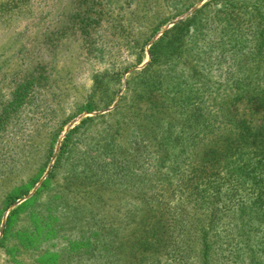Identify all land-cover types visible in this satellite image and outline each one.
Here are the masks:
<instances>
[{
	"label": "trees",
	"instance_id": "trees-1",
	"mask_svg": "<svg viewBox=\"0 0 264 264\" xmlns=\"http://www.w3.org/2000/svg\"><path fill=\"white\" fill-rule=\"evenodd\" d=\"M196 1L164 0L171 13L163 17L151 10L157 0H76L74 9L89 26L105 4L101 17L116 23L117 44L140 52ZM32 5L0 0V24ZM139 18L145 37L123 31ZM148 53L115 107L82 118L53 154L71 117L115 100L119 68L92 77L86 101L48 143L46 162L4 158L1 182L10 184L2 212L54 161L8 214L0 242L12 235L33 246L49 238L38 258L50 264H264V0H207L165 28ZM28 72L13 74L10 98L0 102V131L34 98L41 76ZM26 164L36 171L17 173ZM33 204L42 207L26 212L30 225L11 229L18 209Z\"/></svg>",
	"mask_w": 264,
	"mask_h": 264
},
{
	"label": "rangeland",
	"instance_id": "rangeland-1",
	"mask_svg": "<svg viewBox=\"0 0 264 264\" xmlns=\"http://www.w3.org/2000/svg\"><path fill=\"white\" fill-rule=\"evenodd\" d=\"M32 1L33 5L24 15L17 18L13 15L10 20L0 24V102H6L10 98L15 75L21 76L27 71H33L34 75L41 76L39 84L32 92L34 98L23 105L11 118L6 130L0 131V168H2L0 170V237L3 235L6 217L10 211L19 207L40 185L41 181L48 177L49 169L54 161V156H52L30 192L16 199L2 212L1 194L10 184L9 181L7 184L1 182L5 175L3 172L7 169L4 168V158L18 157L19 161H27V157L40 158L41 163L46 162L48 143L53 139L60 123L76 111V103L86 101L92 88V77L97 76L102 69L115 70L113 67H118L119 82H112L113 88L117 91L115 100L103 109L91 112L82 111L71 117L56 137L53 154L58 151L66 131L77 125L82 118L112 110L126 90L128 77L148 62L150 43L165 28L170 27L172 21L185 18L207 0H197L187 11L167 22L145 45L144 51L140 52H133L132 49L128 50L125 46L117 44L111 29L116 27V23L107 22V19H111L110 16L101 17L106 7L105 4H102V12L99 16H96L95 10L92 14V17L98 20L88 22L89 26H86L81 24L79 14L75 16L76 0ZM98 1L100 3V0H96L97 3ZM166 6L164 0H157L156 3L152 2L151 10L155 15L163 17L171 13ZM81 7L80 12L85 6L81 5ZM100 19L103 20L97 24L96 22ZM139 20L135 23L125 22L127 28L123 31L125 33L131 31L133 37H137V32L138 36L145 37L148 33L145 29V20L144 18H139ZM61 30H65L64 36H59L58 33ZM128 39L131 37L126 40ZM138 57H142L140 63H136ZM43 76L47 78L44 79ZM26 167L27 170L24 166L22 172L18 167L17 173L36 171L27 164ZM33 207L40 209L42 205L36 207L33 204L28 205L27 209H18L16 218L10 225L11 229L16 230L30 225L26 212ZM11 236L0 242V264H50L47 256L40 260L38 258L46 247L49 250V238L41 244L37 245V242L33 246H26L17 239L18 237L15 240ZM12 243H16L19 248L9 249ZM223 243L227 242L223 241Z\"/></svg>",
	"mask_w": 264,
	"mask_h": 264
},
{
	"label": "water",
	"instance_id": "water-1",
	"mask_svg": "<svg viewBox=\"0 0 264 264\" xmlns=\"http://www.w3.org/2000/svg\"><path fill=\"white\" fill-rule=\"evenodd\" d=\"M180 19H181V18H180ZM178 20H179V18L175 19L174 21H172V24H173L174 22L178 21ZM172 24H171V25H172Z\"/></svg>",
	"mask_w": 264,
	"mask_h": 264
}]
</instances>
